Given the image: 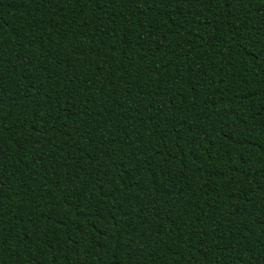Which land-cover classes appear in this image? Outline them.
<instances>
[{"label":"trees","instance_id":"16d2710c","mask_svg":"<svg viewBox=\"0 0 264 264\" xmlns=\"http://www.w3.org/2000/svg\"><path fill=\"white\" fill-rule=\"evenodd\" d=\"M0 264H264V0H0Z\"/></svg>","mask_w":264,"mask_h":264}]
</instances>
